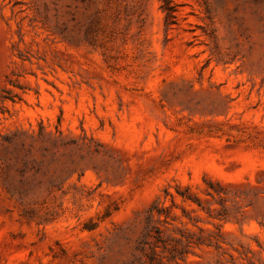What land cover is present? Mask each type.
<instances>
[{
	"label": "rangeland",
	"instance_id": "374dc122",
	"mask_svg": "<svg viewBox=\"0 0 264 264\" xmlns=\"http://www.w3.org/2000/svg\"><path fill=\"white\" fill-rule=\"evenodd\" d=\"M0 264H264V0H0Z\"/></svg>",
	"mask_w": 264,
	"mask_h": 264
}]
</instances>
